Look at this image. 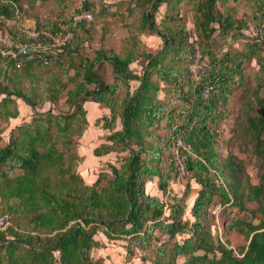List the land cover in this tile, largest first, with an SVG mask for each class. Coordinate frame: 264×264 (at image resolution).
Masks as SVG:
<instances>
[{"label":"trees","instance_id":"obj_1","mask_svg":"<svg viewBox=\"0 0 264 264\" xmlns=\"http://www.w3.org/2000/svg\"><path fill=\"white\" fill-rule=\"evenodd\" d=\"M21 1L0 0V17L15 19L24 13L23 9L31 10V5L24 6ZM55 1L58 20L51 26H48L51 19L39 21L54 33H59L61 21L71 25L68 30L74 36L64 48L68 54L63 57H70L64 73H68L73 86L64 100L61 93L70 82H59L57 88L52 86L54 90L43 93L36 102L41 105L45 101L63 102L75 106V110L39 112L36 122L18 126V135H12L0 148V198L8 210H0V215H7L10 221L6 230H0V264H105L102 258L93 255L103 245L95 238L99 232L110 240H128L127 248L132 253H138V249L143 253L142 260L151 264H177L179 256L187 257L184 264H264V96L257 90L252 91L257 94L255 101L250 88L243 95L247 109L243 116L251 144L244 146L252 150L250 159L257 160L260 182L254 183L245 163L231 149L222 156L217 147L221 138L218 120L225 110L231 113L232 98L224 95L230 89L226 85L236 76L240 78L236 83L243 82L242 65L247 59L258 60L263 74L258 90L264 87V0H246L250 11L241 10L239 0H130L126 9L122 0L118 4L121 8L110 16L119 20L134 18L144 8L136 27L148 25L152 32L159 33L162 47L152 51L132 44L124 47L127 55L123 58L107 48L103 38L97 60L79 64L73 75L69 69L75 68V60L78 63L74 50H79L82 41L91 42L98 29L105 35L112 23L108 16H103L101 24L94 19L90 24L74 27L66 14L76 0ZM109 6L87 0L83 10L93 8L99 19L96 15L107 13ZM188 18L197 31L195 41L190 37ZM253 23L259 33L250 38L246 29ZM81 30L85 36L80 35ZM29 38L24 35L21 41ZM220 39L225 40V48L217 45ZM196 43L207 63V73L198 83L193 81L187 64ZM240 44L246 45L247 50H238ZM135 61L143 67L139 76L130 69ZM54 63L57 62L31 60L18 72L14 70L17 64L0 52V92L6 93V97L17 94L34 105L33 94L21 86V72L29 71L24 70L27 64L46 68ZM133 78L139 80V85L131 91ZM121 81L126 96L119 104L113 97ZM208 87H212L211 94L205 99L202 93ZM161 90L167 92V100L160 98ZM88 100L111 109V118L108 115L99 120L106 121L104 127L113 128L117 116L123 125L121 131L108 136L112 144H102L95 154L119 149L129 152L120 167L111 165L113 178L104 186V172L93 185H88L83 175L68 164L69 149L74 146L72 134L77 130L80 135L84 132V124L77 129L74 119L79 117L88 123L83 106ZM3 103L0 100V106ZM220 105L224 106L222 111ZM17 115L18 110L4 107L0 110L2 119ZM166 127L168 134L157 132ZM180 129H185L182 142L192 147V151L185 152L184 166L191 171V178L184 192L180 190L182 181L189 176L181 174L174 158L173 162L164 163L172 153ZM58 143L63 145L62 151ZM15 168L23 169L24 173L12 174ZM149 183L156 185L153 192L149 191ZM174 183H179L178 189L171 186ZM218 205L223 207L221 219L213 213ZM227 208L244 214L231 217ZM247 213L259 222L249 220ZM178 235H183L182 241L177 239Z\"/></svg>","mask_w":264,"mask_h":264},{"label":"rangeland","instance_id":"obj_2","mask_svg":"<svg viewBox=\"0 0 264 264\" xmlns=\"http://www.w3.org/2000/svg\"><path fill=\"white\" fill-rule=\"evenodd\" d=\"M24 4H26L27 6L31 5L27 0H23ZM239 3L241 5V10H247L250 11L251 8L248 5V3L246 2V0H239ZM231 4V3H230ZM33 9L31 10L30 13V18H33L34 20H38V19H42V18H49L52 17L54 15H58L59 14V10H58V4L55 0H39L36 1L35 4L32 7ZM28 17V16H27ZM25 18L26 15H21L18 16L15 19H4L3 17H0V43L3 44H9L11 43L10 38L9 37H13V38H17L19 30L14 29V26H17L19 24H22L25 22ZM29 18V17H28ZM190 18V16H189ZM188 18L187 24L188 26L190 25L191 30H194V26L192 21H190V19ZM111 22V20H110ZM40 23V22H39ZM113 25V22H111ZM246 32L250 38L252 36L255 37V35H257L259 33L258 31V27L256 25L251 26V28L246 29ZM191 39L193 41H195L196 36L194 33H192L191 35ZM253 40H251L252 42ZM110 42V45L114 42ZM225 40L224 39H220L217 42V45L222 44L225 48L224 45ZM89 46L91 48L94 47L93 42H89L88 43ZM110 45L108 46L110 48ZM237 45V44H236ZM216 46V45H215ZM219 47V46H218ZM238 50H247V46L244 44H240L238 46ZM187 64L190 65V62H187ZM186 64V65H187ZM142 65V64H141ZM216 66H218V64H216ZM232 65H230L231 67ZM185 67V64L184 66ZM243 82H237L235 80H240L239 76L234 77L233 81H230L229 83H227L226 88H230L232 89V91H230V89L228 91L224 92V95L227 97L232 98V100H230V108L231 113L227 114V111L225 110V115L223 116V118H219L218 120V130L221 133V138H219V142L217 143V147L219 149V151L223 154H228V152H230V149L233 153H235L237 155V158H239L240 160H242L247 169L248 172L250 173L254 183H258L260 182V172L257 168V160L254 161V159H250V153L252 152L251 148H245L244 145L246 144H250V134L247 133L246 131V118H244L243 116V111L247 110L246 107L244 106V94H246L250 89V93L253 92L252 91H258V94L260 96H264V87L261 88V90H258L259 84L261 82L260 77L263 76L262 72H261V67L260 64L258 62V60L255 59H247L243 65ZM188 68V65H187ZM55 70H58V68H56ZM142 69H140V74H137L136 76H139L142 74ZM60 72V71H58ZM16 73V72H15ZM15 73L13 72V76L15 78ZM23 74V73H22ZM68 74V73H67ZM67 74H63L64 78L66 79L65 82H70L69 76H66ZM59 75H62V72L59 73ZM73 75V74H70ZM106 79L108 78V75L105 76ZM113 78V77H112ZM16 79V78H15ZM109 80L111 81V75ZM161 82V86L164 87V82ZM134 85V88L136 87V84L139 85V81L134 80L132 82ZM119 89L116 92L115 96L113 97V99L118 102L119 104L122 103L123 99L126 96V87L124 86V84L121 82H119ZM70 86H73L70 83ZM68 86V87H70ZM93 87V86H91ZM250 88V89H249ZM133 90V87L131 88V91ZM62 91V90H61ZM68 89L67 87H63V91L61 93V97L64 100V97L67 93ZM249 93V94H250ZM223 94V93H222ZM248 94V95H249ZM36 100V97H33ZM160 98L163 100H167L168 99V95L167 92L165 90H161L160 92ZM257 98V94L253 95V100L255 101ZM218 103L220 104L221 101H218ZM60 104V103H59ZM62 108L60 111L65 112V111H73V109L75 110V106H71L69 104H65L63 102H61L60 105ZM224 106L220 105V111H222V108ZM41 108H43V105H41ZM45 110H39V111H34L33 113H31V115H29L30 119L29 122H36V119L38 118L39 112H44ZM56 111V110H55ZM120 111V110H118ZM57 112V111H56ZM100 113L103 112V110L99 111ZM109 118H111L112 113L109 114ZM28 117V118H29ZM10 120V119H9ZM8 119H0V131H1V135H0V148L2 146H5L11 139V136H17L18 135V131L19 129H17L15 127V129L13 128V131H11V127H14L16 125V123L14 122H10ZM106 121H102L101 123L97 124L96 120H94L91 124L90 122L85 123L82 120H80L79 117H77L76 119H74V126H76L77 129H79V127L84 124V128H83V134L80 135V133H78V130L76 132H74L72 134V139L74 141V143H72L71 145H74L72 147V149H69V152L71 154V157L68 160V164H72L74 166V170L79 172L80 174H82L83 176H85V178H91L92 182L94 183L96 178H98L99 174L101 172H104V176L102 177V186L107 184L108 179L113 178V171L111 168V165H116L118 167H120L123 158H125L129 152L128 151H122V150H117V151H112L109 152L107 154L104 155H96L94 153V150L97 149L99 146H101L104 143H109L112 144V140L108 139V136H110L111 134H113L115 131H121L122 130V119L120 116H117L116 121H115V125L114 127H104V123ZM176 122H178V124L180 123V121L176 120ZM25 123V122H23ZM165 125H167L164 122ZM17 126V125H16ZM81 130V129H80ZM157 132H160L161 134H168L169 131L166 128L163 129H159V131L157 130ZM55 136V131H53L52 133ZM264 137V134H263ZM128 140V139H127ZM225 140L228 141L227 144L225 143ZM78 142V144H77ZM185 144V143H184ZM190 145L186 144L187 149H185L183 146H179L178 143L176 142L174 145H172V153L169 154L170 156L168 157V159L164 162V163H169V162H173V158L174 160H176V154L178 152H181L183 155L187 156V154H185V151H192V149L189 147ZM251 146V144H250ZM183 147V149L181 148ZM58 148L59 150H63V145L61 143H58ZM69 148V147H68ZM134 148H137V146L135 145ZM70 154H68V156H70ZM252 155V154H251ZM166 166V165H165ZM24 170L21 168H15L13 170L12 174H23ZM54 178L56 177L55 174ZM190 175H191V171H190ZM188 178H191L190 176L187 177L186 179H184L182 181L183 185H181V191L184 192L185 187H186V183L188 182ZM193 180H191L192 182ZM154 184L156 182H153ZM149 183L148 187H149V191L153 192L154 189L156 188V185ZM152 185H154V187H152ZM175 185V186H174ZM174 185H171L173 188L178 189L179 187V183H174ZM195 187H197L198 185H194ZM183 188V190H182ZM222 206L218 205L216 207H214L213 213L214 216L216 217V214L220 215V211L222 210ZM0 210L1 211H8L6 210V203L1 201L0 198ZM227 210L230 212V216L231 217H236V216H242L244 214V212H233V209L231 208H227ZM246 216H248L249 220H253L254 222L258 223L259 220L255 217V216H251L250 214H246ZM187 219L190 218L189 215H187L186 217ZM222 218V215H220V219ZM16 222V220H14ZM156 234L158 236H160V232L157 231ZM95 238L97 240H100V242L103 244L102 246L97 247L94 252L93 255L99 258H102L104 260L105 264H151V262L149 261H143L142 260V252L139 251L138 249H136L138 251V253H132L130 251V249L127 248L128 245V240H124V239H120V238H115V239H108L104 233L99 232L98 234L95 235ZM166 238V237H164ZM183 235H178L177 239H180L182 241ZM154 244H159L158 242L154 241ZM187 260L186 256H179L178 257V262L177 264H184Z\"/></svg>","mask_w":264,"mask_h":264},{"label":"crops","instance_id":"obj_3","mask_svg":"<svg viewBox=\"0 0 264 264\" xmlns=\"http://www.w3.org/2000/svg\"><path fill=\"white\" fill-rule=\"evenodd\" d=\"M36 1H39V0H36ZM107 1L110 4V6L108 7L109 11L105 13L106 15L100 13L101 15L98 16L97 14L96 16L99 17V19H97L96 17L95 19L99 24H101L104 20L103 16H108L107 19L110 18L111 22H113V25H110V29L107 33H105V35H103L101 30L99 29L93 34V39L91 41L94 44L93 48L89 46L88 44L89 41L87 40L82 41L79 47V50L77 51L74 50V53H76L75 59H78V63H77V60H75L76 62V64H74L75 68L69 69V74H75L77 72L76 68H78L79 64H86L87 61L88 63H91L92 61L97 60L98 55L101 54L98 51V49H99V46H102L103 44L102 42L103 38H104L107 48H109L108 46L110 45L109 41L114 42L110 45L109 49H113L117 54H120L121 56H123V58L127 55L124 51V47L131 46L132 44H135V45L137 44L138 48L140 47V49L147 48L152 51L162 47L163 40L159 33L152 32L150 28L148 27V25H145V26L141 25L140 29L139 27L138 28L136 27L138 26L139 18L143 14V11H145L144 8H140L137 16H134V18L132 16L128 18L126 17L125 20H119V18L110 16V14L114 10H118L119 8H121V5H118V4L120 3V1L122 2V0H107ZM22 2L23 1H21V3ZM35 2L31 4V7H33ZM77 2L78 0H76L75 4L72 3L71 6L74 7V5L77 4ZM125 4L126 2L123 1V9H126ZM22 5L26 6V4L24 3H22ZM32 9L33 8H31V10ZM90 9L93 10V8H90ZM31 10L23 9L24 13H20V10H19V13L21 15H26V18H25L24 23L14 26V29L19 30L20 32L18 33V35L28 28H33L35 26L41 25V23H39L40 22L39 19L34 20L33 18H30ZM58 18H59L58 15H54L52 17L47 18L48 20L51 19V22L48 26L53 25L55 21L58 20ZM45 19L46 18H42L41 20H45ZM127 22L130 23V26L128 27H126ZM44 26L41 25V27H44ZM188 27L190 29L189 30L190 37L192 33H194L195 36H197L196 29L194 28L195 29L194 31V30H191L192 27H190V25ZM79 32L81 36H85L84 30H81ZM19 38L20 39L24 38V34L23 35L21 34ZM66 54L68 53L66 52ZM68 58L70 57L55 56L53 57L52 62L56 61L57 63L49 65L50 67L46 66V68L43 65L41 67H37V66H34L33 64H27L24 70L29 68V71L24 74H22L21 72V75H22L21 79L23 80L21 86L24 89L28 90L29 93L33 94V96L36 97V100L40 101V97L43 93H49L51 92V90H54V87L52 86L57 85L56 86L57 88L59 85V82L60 84L65 83V78L63 74H65L64 73L65 70H68V67L66 65V61ZM23 64L25 63H22L20 65L17 64L14 70L19 72L21 68H24L22 67ZM98 66L99 65H97V67ZM56 68H58V70H55ZM130 69L132 70L134 75H137L141 73L140 69H142V65H140L138 61H135L130 64ZM58 71L62 72V75H59L60 72ZM134 80L139 81L137 78L131 79L130 84H131V87H133L132 91H134L138 86V84H136V87L134 88L133 86L134 84L132 83ZM7 83L9 85H12L10 81H8ZM70 83L73 84L72 82ZM70 83L68 86H70ZM68 86H67V89L69 90L71 86L70 87ZM6 96H7L6 93L0 92V100L4 102L3 106H0V110H2L3 107L9 110H18V115L16 117H11L9 120L10 122L11 121L13 123L15 122L17 125V126L15 125L14 127H11V131L13 130V128L15 129V127L17 128L18 126L28 124L29 119H30L29 115H31V113H33L34 111L51 110V109L61 110L62 108L60 106L61 103L59 104V103H51L50 101H45L43 108H41V104L37 103L38 101L36 102V100H35V104L32 105L28 101H26L23 97H20L17 94H12L10 95V97L9 96L6 97ZM83 106L85 110L87 111V118L90 124L94 120H96L97 124L101 123L99 122V120L104 116H108L111 110L108 106L102 104L101 102L92 101V100L85 101ZM100 110H103V112L100 113L99 112ZM0 119H2V117H0ZM94 153H95V150H94ZM83 178L86 184L93 185L91 178H88V177L85 178V176H83Z\"/></svg>","mask_w":264,"mask_h":264},{"label":"built area","instance_id":"obj_4","mask_svg":"<svg viewBox=\"0 0 264 264\" xmlns=\"http://www.w3.org/2000/svg\"><path fill=\"white\" fill-rule=\"evenodd\" d=\"M87 0H78L77 4L72 6L70 11L66 14L71 18L72 26H78L79 24H90L94 21L95 16L92 9L88 8L83 10ZM94 2H103L104 6L109 5L107 0H93ZM128 3L130 0H124ZM62 20H64L62 18ZM71 25L61 21L59 33H54L50 28H41L40 30L29 31L30 38L26 41L16 43L10 40L11 43H0V52L8 60L20 65L24 62L31 60H43L46 63L52 61L53 57L58 56L64 51V48L68 44V41L73 38L74 33L72 30H68ZM65 52V51H64ZM207 63L202 57V52L199 43L195 44V52L191 56L189 69L191 71L192 79L195 83H198L207 73ZM212 87L206 88L202 95L205 99H209ZM178 124L175 123V127ZM180 133L175 139L179 146H183L184 129L179 130ZM177 164L183 173H187L184 166L183 159H181V152L176 154ZM10 224L7 215H0V230H6Z\"/></svg>","mask_w":264,"mask_h":264},{"label":"clouds","instance_id":"obj_5","mask_svg":"<svg viewBox=\"0 0 264 264\" xmlns=\"http://www.w3.org/2000/svg\"><path fill=\"white\" fill-rule=\"evenodd\" d=\"M124 1V0H123ZM38 26H35V27H33V28H28V29H26V30H24L23 32H24V35L25 36H28V37H30L29 36V34H28V32L29 31H33L34 29L35 30H40L41 28H44V27H40V28H37ZM45 28H47V27H45ZM10 38V40H13V41H15L16 43H18V42H21V39L20 38H13V37H9ZM64 53L66 54V52H61L58 56H63L64 55ZM29 62V61H28ZM24 63H27V62H24ZM203 96V95H202ZM187 117H183V119L184 120H187V118H188V114L186 115ZM185 130V129H184ZM182 144H183V147L185 148V149H187V147H186V144H184L183 142H182ZM183 147H181L182 149H183ZM191 149H192V147H191V145L189 146ZM186 152V151H185ZM181 159H183V163H184V159L186 158V156L185 155H183L182 153H181ZM177 158V157H176ZM177 159L175 160V164H176V166H178V168L180 169V166L177 164ZM181 170V169H180ZM186 170H188L187 168H186ZM181 174H184V176L185 177H187V176H190V172H188L187 171V173H183L182 172V170H181Z\"/></svg>","mask_w":264,"mask_h":264},{"label":"bare ground","instance_id":"obj_6","mask_svg":"<svg viewBox=\"0 0 264 264\" xmlns=\"http://www.w3.org/2000/svg\"><path fill=\"white\" fill-rule=\"evenodd\" d=\"M101 7V6H100Z\"/></svg>","mask_w":264,"mask_h":264}]
</instances>
